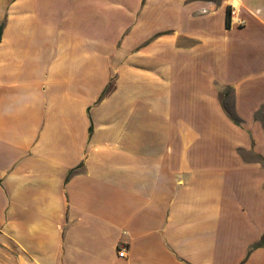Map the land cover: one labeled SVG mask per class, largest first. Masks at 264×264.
<instances>
[{
    "label": "crops",
    "instance_id": "crops-1",
    "mask_svg": "<svg viewBox=\"0 0 264 264\" xmlns=\"http://www.w3.org/2000/svg\"><path fill=\"white\" fill-rule=\"evenodd\" d=\"M263 238L264 0H0V264H264Z\"/></svg>",
    "mask_w": 264,
    "mask_h": 264
},
{
    "label": "rangeland",
    "instance_id": "rangeland-1",
    "mask_svg": "<svg viewBox=\"0 0 264 264\" xmlns=\"http://www.w3.org/2000/svg\"><path fill=\"white\" fill-rule=\"evenodd\" d=\"M29 39H30V34L28 33L23 34L22 40H29ZM116 67H117V64L113 65L112 69H110L109 66H107V68H103L101 72H104V70L106 69L107 72L109 73L112 72L113 73L112 75L114 76L117 74V71L115 70ZM197 67L198 65L196 66V68ZM196 73L197 74L202 73V75H205V72L201 69H197ZM101 86H102V82H101ZM108 95L109 93L107 91V88L101 90L100 101L102 102V100L108 97ZM190 99L191 98L188 97V94H187L186 96L182 98V102L178 101V105L182 108L183 111H185L183 108L184 107L183 103L184 102L187 103ZM182 114H185V113H182ZM189 132L191 134L194 133L195 141H196L195 144L190 146L189 155L197 156L198 154H201V153H206V154L214 153L215 146L217 144H221L220 138L217 137L216 130L214 129H202V128H196L194 126H190L189 128H182L180 129L181 138L183 139L184 137H186ZM184 148L185 146H181V151H180L181 154L184 153L182 151ZM181 161L184 162L185 157H181Z\"/></svg>",
    "mask_w": 264,
    "mask_h": 264
},
{
    "label": "trees",
    "instance_id": "trees-1",
    "mask_svg": "<svg viewBox=\"0 0 264 264\" xmlns=\"http://www.w3.org/2000/svg\"><path fill=\"white\" fill-rule=\"evenodd\" d=\"M230 18H231V14H230V12H229V13H228V21H227V24H228V25H230ZM229 115H231V114L229 113ZM231 116H232V115H231ZM259 245H264V238H263V240L261 241V243H259ZM259 245H258V246H259ZM258 246H257V247H258Z\"/></svg>",
    "mask_w": 264,
    "mask_h": 264
},
{
    "label": "built area",
    "instance_id": "built-area-1",
    "mask_svg": "<svg viewBox=\"0 0 264 264\" xmlns=\"http://www.w3.org/2000/svg\"><path fill=\"white\" fill-rule=\"evenodd\" d=\"M125 255H126V251L124 249L121 250L119 253V256L123 258V257H125Z\"/></svg>",
    "mask_w": 264,
    "mask_h": 264
}]
</instances>
